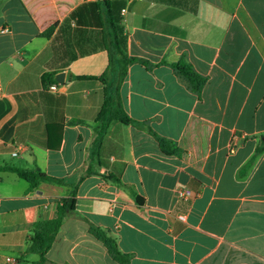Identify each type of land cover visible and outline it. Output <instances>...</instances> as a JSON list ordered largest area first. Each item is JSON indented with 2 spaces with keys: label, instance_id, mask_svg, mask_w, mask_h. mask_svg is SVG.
<instances>
[{
  "label": "crops",
  "instance_id": "0c3cea01",
  "mask_svg": "<svg viewBox=\"0 0 264 264\" xmlns=\"http://www.w3.org/2000/svg\"><path fill=\"white\" fill-rule=\"evenodd\" d=\"M113 1L140 60L122 106L178 154L113 122L91 157L103 86L87 78L108 64L97 0H0V167L64 183L0 172V264L37 261L32 225L69 197L45 264H118L90 227L129 264H264V0ZM182 57L206 79L199 93L172 67Z\"/></svg>",
  "mask_w": 264,
  "mask_h": 264
},
{
  "label": "trees",
  "instance_id": "16d2710c",
  "mask_svg": "<svg viewBox=\"0 0 264 264\" xmlns=\"http://www.w3.org/2000/svg\"><path fill=\"white\" fill-rule=\"evenodd\" d=\"M98 6L102 11V22L100 28L102 30V42L107 53L108 64L104 72L95 78H87L99 81L102 86L103 101L101 108L95 117L94 133L95 139L92 144L91 157L97 158L101 148L102 141L113 122H119L122 125L131 126L136 130L144 131L158 141L161 152L164 155H177L178 150L171 141L157 136L147 125L132 120L125 112L122 106L120 96V86L124 82L128 67L139 59L129 57L124 48V41L121 33L122 17L120 11L123 4L113 0H97ZM50 35V32H47ZM173 69L183 78L190 89L199 93L206 83L204 77L194 72L192 67L182 57ZM51 75L45 74L41 80L43 83L49 81ZM86 79V78H84ZM11 172L16 174L20 179L25 180L29 184V188L36 187L38 182L46 181L56 185H64L63 181L46 176L38 170L29 171L18 169L11 166L0 167V172ZM74 199L69 197L62 199L58 204L54 217L50 220L37 221L32 225L31 238L26 254L36 255L37 261L32 264H45L46 254L51 248L56 235L66 218L71 214ZM89 232L94 238L103 244L110 257L118 264H129V258L119 252L117 245L105 232L90 227Z\"/></svg>",
  "mask_w": 264,
  "mask_h": 264
},
{
  "label": "built area",
  "instance_id": "2783aa9c",
  "mask_svg": "<svg viewBox=\"0 0 264 264\" xmlns=\"http://www.w3.org/2000/svg\"><path fill=\"white\" fill-rule=\"evenodd\" d=\"M49 90L52 91V92H54V91L57 90V87L54 86V85L53 86H50L49 87ZM232 149L230 151H233ZM15 155L16 154L14 153L13 156H15ZM191 196H192L191 195V192L188 191V190L180 189V190L177 191L178 201H180V202H187V201H189L191 199ZM178 219L181 220V221H183L184 220V216L183 215H180Z\"/></svg>",
  "mask_w": 264,
  "mask_h": 264
},
{
  "label": "water",
  "instance_id": "95a60500",
  "mask_svg": "<svg viewBox=\"0 0 264 264\" xmlns=\"http://www.w3.org/2000/svg\"><path fill=\"white\" fill-rule=\"evenodd\" d=\"M60 79H62V74L56 76V81H57L59 84H62V80H60Z\"/></svg>",
  "mask_w": 264,
  "mask_h": 264
}]
</instances>
